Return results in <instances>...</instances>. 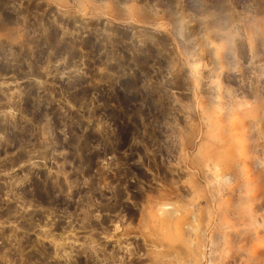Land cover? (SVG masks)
Masks as SVG:
<instances>
[{
  "label": "rangeland",
  "instance_id": "374dc122",
  "mask_svg": "<svg viewBox=\"0 0 264 264\" xmlns=\"http://www.w3.org/2000/svg\"><path fill=\"white\" fill-rule=\"evenodd\" d=\"M0 264H264V0H0Z\"/></svg>",
  "mask_w": 264,
  "mask_h": 264
},
{
  "label": "bare ground",
  "instance_id": "6f19581e",
  "mask_svg": "<svg viewBox=\"0 0 264 264\" xmlns=\"http://www.w3.org/2000/svg\"><path fill=\"white\" fill-rule=\"evenodd\" d=\"M217 28H218V27H217ZM219 29H220V28H219ZM219 29H217V30H219ZM209 30H210V29H209ZM217 30H216V31H217ZM207 31H208V30H207ZM214 31H215V30H214ZM211 32H212V31H211ZM217 32H218V31H217ZM231 32H232V31H231ZM231 32H229V34L232 35L233 33H231ZM207 33H208V32H207ZM213 34H214V32H213ZM229 34H228V35H229ZM217 35H218V33H217ZM231 35L226 36V37H228L229 39H231V38H232ZM226 43H227V42H226ZM226 43H225V42H224V43L221 42V44L217 45L219 48L216 47V49H220V48H221V50H222V49H223V50L226 49L225 51H227V49H229V47L227 46L228 43H227V44H226ZM228 45H229V44H228ZM250 48H251V47H250ZM231 49H232V48H231ZM233 49H234V48H233ZM234 50H235V49H234ZM250 50H251V49H250ZM237 51H238V50H237ZM222 52H223V51H222ZM233 54H235V53H233ZM225 55H226V54H225ZM252 55H253V54H252ZM254 55H255V54H254ZM234 56H235V55H233V57H234ZM218 57H219V56H218ZM219 58H220V57H219ZM223 58H225V57H223ZM235 58H236V57H235ZM222 60H223V59H222ZM214 62H215V61H214ZM218 62H219V59H218ZM216 63H217V61H216ZM216 63H215V64H216ZM234 63H235V65H233V69H234V67H236L238 64H240V60H239V58H237V59L235 60ZM220 64H221V65H220V68H221L222 65H223V67H225V66L228 67V65H230L229 63H227V61H226V62H225V61H222V62L220 61ZM195 65H197V64H195ZM231 65H232V64H231ZM223 67H222V68H223ZM230 67H231V66H230ZM216 76H217V75H216ZM216 79H217V78H216ZM220 84H221V83H220ZM217 86H218V85H217ZM217 88H218V87H217ZM218 89H219V88H218ZM258 91H259V90H258ZM228 92H229V91H228ZM226 93H227V92H226ZM226 95H229V94H226ZM219 96H220V95H219ZM222 97H223V96H222ZM220 98H221V97H220ZM228 99H229V97H228ZM225 100H226V98H225ZM233 100H234V99H233ZM233 102H234V101H233ZM238 102H240V101H236V103L238 104V106H240L241 103L239 104ZM236 103H232V101H229V102L227 101V103H226V102L223 103L222 106H223V105L228 106V105H230V104H236ZM242 105H243V103H242ZM230 106H232V105H230ZM234 106H235V105H234ZM235 107H236V106H235Z\"/></svg>",
  "mask_w": 264,
  "mask_h": 264
}]
</instances>
